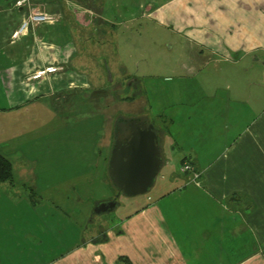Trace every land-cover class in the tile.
I'll use <instances>...</instances> for the list:
<instances>
[{
    "label": "crops",
    "instance_id": "0c3cea01",
    "mask_svg": "<svg viewBox=\"0 0 264 264\" xmlns=\"http://www.w3.org/2000/svg\"><path fill=\"white\" fill-rule=\"evenodd\" d=\"M102 1L3 0L0 4V153L13 171L10 182L0 183V192L17 183L19 173L12 162L25 123L53 109L39 100L65 92L56 89L62 80L70 82L68 86L75 83L74 91L81 95L85 85L77 81H86L87 75L72 69V56L89 40L101 42V48L108 45L104 27L93 32L78 18L94 12L105 21ZM188 1L202 2L191 10L197 20L185 23L184 31L199 49L194 63L203 66L196 68L203 73L192 74V90L176 91L174 107L166 108L159 101L158 113L168 114L163 117L169 126L156 128L163 160L158 196L134 208L116 202L112 210L132 209L116 224L99 220L90 237L82 231L87 204L82 221L31 205L26 209L36 217L40 231L30 224L26 227L21 216L14 218L18 231H9L0 217V264H264V0H238L230 14L232 0ZM151 5L148 1L146 6L152 12ZM187 6L180 4L182 10ZM30 7L54 18L15 35ZM154 13L163 27V9ZM65 18L76 25L56 24ZM131 81L135 88L137 78ZM198 81L209 85L204 88ZM139 117L151 123L146 114ZM108 130L109 139L102 146L107 155L94 164L96 171L106 170L113 126ZM184 164L198 175L195 180L191 172L181 171ZM107 192L93 201L94 207L114 198L115 191L111 196ZM77 209L81 214L82 209ZM51 244L60 251L57 255Z\"/></svg>",
    "mask_w": 264,
    "mask_h": 264
},
{
    "label": "rangeland",
    "instance_id": "374dc122",
    "mask_svg": "<svg viewBox=\"0 0 264 264\" xmlns=\"http://www.w3.org/2000/svg\"><path fill=\"white\" fill-rule=\"evenodd\" d=\"M148 1L153 5L152 12L147 10ZM148 1L103 0L105 21L94 12L79 14L80 24L94 29L93 32L98 26L107 30L104 39L108 45L101 48V42L86 41L81 51L79 49L70 61L72 69L84 71L87 75L86 81H77L85 85L81 95L75 93V83L74 86H68V81H57L56 89L64 88L65 92L39 100L50 103L53 109L39 113L32 122L28 120L29 124L25 123L19 153L12 162L14 172L17 170L19 173L15 179L17 183L6 185L7 189L0 192V217L5 218V227L9 231H18L14 218L20 216L26 222V227L30 224L31 229L40 231L35 226L36 217L27 211L31 205L40 204L57 216L68 214L72 221H82L87 204L88 216L82 231H86L88 237L96 229L99 220L116 224L132 209V206L125 209L117 207L103 213L94 212L93 201L107 191L108 196L114 192L106 170H94V164L100 157L107 155V149L102 146L109 139V125L114 128L119 118L129 119L146 114L155 128L168 129L169 120L163 117L168 114L165 111L158 113L159 101L163 100L166 108L174 107L176 91L192 90L195 86L192 74L197 71L203 73L198 70L203 66L194 63L199 49L191 41L189 32L184 31L185 23L197 20L190 15L194 13L191 10L202 2ZM184 2L189 4L186 10L180 7ZM237 2L230 1L232 6L229 14L235 10ZM0 4H3V0H0ZM91 5L93 7L96 4L92 2ZM159 7L164 11L163 27L154 16V11ZM186 12L189 15H185ZM229 18L232 16L229 15ZM220 21L223 25L224 20L220 18ZM56 24L76 25L75 21L66 18ZM170 24L176 26L170 28ZM237 36L234 33L233 38ZM203 41L207 42V38ZM101 68L107 69L109 73L104 75ZM53 70L58 72L56 68ZM205 72L207 74V69ZM134 77L138 81L135 88L131 81ZM197 84L204 88L209 85L199 81ZM162 174V171L158 173L147 193L134 197L120 195L115 197L116 202L121 205L130 203L134 208L154 200L159 194L158 185ZM25 204L27 207H24ZM77 208L82 209L79 215L76 213ZM21 212L25 215H20ZM51 245L57 255L60 251Z\"/></svg>",
    "mask_w": 264,
    "mask_h": 264
},
{
    "label": "water",
    "instance_id": "95a60500",
    "mask_svg": "<svg viewBox=\"0 0 264 264\" xmlns=\"http://www.w3.org/2000/svg\"><path fill=\"white\" fill-rule=\"evenodd\" d=\"M163 160L160 137L154 125L143 117L117 119L107 159L106 173L115 191L114 198L100 202L95 213L111 211L120 195L134 197L154 185Z\"/></svg>",
    "mask_w": 264,
    "mask_h": 264
},
{
    "label": "built area",
    "instance_id": "2783aa9c",
    "mask_svg": "<svg viewBox=\"0 0 264 264\" xmlns=\"http://www.w3.org/2000/svg\"><path fill=\"white\" fill-rule=\"evenodd\" d=\"M54 17L52 15H48L46 13L40 12V10H38L37 8H29V12L27 14V17L22 20L20 22V24L18 25L16 31H15V35H21L23 33H25L28 29L29 26H36V25H40V24H45L49 21H51V19H53ZM182 172H191L192 176L191 178L193 180H195L198 175L195 173H192V168L190 165L188 164H184L183 167L181 168Z\"/></svg>",
    "mask_w": 264,
    "mask_h": 264
},
{
    "label": "trees",
    "instance_id": "16d2710c",
    "mask_svg": "<svg viewBox=\"0 0 264 264\" xmlns=\"http://www.w3.org/2000/svg\"><path fill=\"white\" fill-rule=\"evenodd\" d=\"M158 132H160L157 129ZM13 177L10 161L0 153V183L10 182Z\"/></svg>",
    "mask_w": 264,
    "mask_h": 264
}]
</instances>
